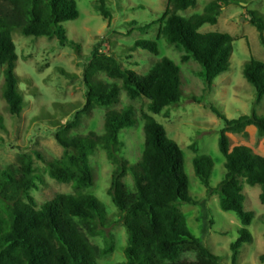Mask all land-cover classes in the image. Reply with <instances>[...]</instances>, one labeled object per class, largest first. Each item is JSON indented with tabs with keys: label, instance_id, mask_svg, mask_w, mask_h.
<instances>
[{
	"label": "trees",
	"instance_id": "1",
	"mask_svg": "<svg viewBox=\"0 0 264 264\" xmlns=\"http://www.w3.org/2000/svg\"><path fill=\"white\" fill-rule=\"evenodd\" d=\"M96 2L103 18L109 21L111 15L105 0ZM233 2L209 0L201 13L185 19L179 12L195 8L198 0H168L157 38L136 40L131 51L141 49L159 55V40L163 39L183 53V63L190 60L198 63L200 76L209 91L214 80L231 66L234 39L225 33H200L199 30L206 24H217L222 10ZM78 17L74 0H0V67L4 68L5 78L2 96L11 116L20 117L25 108L20 79L15 72L18 55L12 32L19 31L26 37H55L60 46H73L78 51L79 45L68 39L64 27V23ZM247 17L264 46V15L248 10ZM99 75L112 82L100 79ZM243 76L255 92L250 114L229 121L218 107L207 106L225 121L218 139L225 159L223 180L214 188L210 186L214 167L211 156L196 154L192 160L196 177L209 194L218 195L221 210L234 212L241 222L238 237L231 244L232 264H237L240 250L253 240L246 228L252 223L253 214L245 209L241 179L249 186L261 187L259 199L264 204V156L254 154L244 145L231 149L229 144L228 133L242 134L251 126L259 135H264V115L255 110L264 98V63L251 58L244 65ZM83 80L85 106L73 121L62 125L55 133L64 150L62 159L49 161L35 153L46 165L49 177L71 184L74 193L59 194L38 207L30 195V190L36 189V182L40 180L31 153L19 155L17 170L0 169V197L9 203L5 214H0V264H97L114 252L113 236L100 229V226L106 228L104 205L84 193L95 185L90 158L98 149L105 152L113 166L108 194L127 234L125 259L118 264H224L187 226L179 207L198 205V202L188 195L184 154L151 114L141 113L144 143L137 163H130L122 156L124 143L120 140L123 130L137 124L132 106L107 111L101 134L91 131L70 136L71 131L79 127L82 115H90L96 108L117 105L121 91L130 100H147L152 114H160L176 105L183 96L179 66L168 57H162L145 75H137L123 68L113 53H104L96 47L85 67ZM192 149L198 152L197 146L193 145ZM127 175L132 177L133 191L123 182ZM98 236L104 239L103 247L90 242L91 237ZM184 254H192L194 260L183 261Z\"/></svg>",
	"mask_w": 264,
	"mask_h": 264
},
{
	"label": "rangeland",
	"instance_id": "2",
	"mask_svg": "<svg viewBox=\"0 0 264 264\" xmlns=\"http://www.w3.org/2000/svg\"><path fill=\"white\" fill-rule=\"evenodd\" d=\"M79 17L64 23L67 37L79 45L62 47L58 40L46 37L23 36L12 32V39L18 55L15 70L20 79L19 89L25 101L20 117H13L3 99L4 68L0 67V169L19 168L21 153H31L36 174L40 180L37 188L30 190L38 207L59 194L74 193L71 184L60 183L49 177L46 165L35 153L46 160H61L63 147L55 138L56 131L75 119L86 103V87L83 73L98 47L104 53H113L121 66L133 70L137 75H145L155 62L168 57L182 73L183 96L179 103L164 109L160 114L148 111L147 100H130L121 91L119 103L109 108H96L90 115H82L79 127L71 131L75 134L104 131L105 114L109 110H119L125 106L134 108L137 124L123 130L120 140L124 143L122 156L130 163L140 161L143 152L144 132L142 111L151 114L161 124L167 137L175 141L184 154V170L188 180V195L198 205L183 204L179 207L184 214L189 230L199 238L224 264L231 263V244L237 239L242 227L234 212L221 210L216 193L209 194L196 177L192 160L196 154L212 157L214 167L210 186L216 187L225 176V159L218 147L220 133L225 121L218 118L207 106L218 107L229 121L236 120L252 111L255 97L254 88L243 76L244 65L251 59L264 63V46L259 32L248 20L247 11L254 10L264 15V0H234L222 10L218 23L206 24L199 32L225 33L233 37L231 66L214 80L207 91L200 76L201 67L194 60L181 61L182 52L159 40V55L138 49L131 51L136 40H155L162 24V14L168 0H105L110 20H105L98 10L96 0H74ZM209 0H198L195 8L179 12L188 19L201 13ZM100 44V46H99ZM100 79L110 81L104 75ZM120 84L119 81H114ZM256 112L264 115V98ZM230 148L244 145L254 154L264 156V135L258 134L251 126L242 134L228 133ZM197 146L194 153L192 146ZM94 171L95 185L84 191L96 197L105 207V226L100 229L113 236L114 252L97 261V264H118L124 261L127 234L121 216L108 194L113 166L106 154L98 149L90 158ZM123 182L130 191L134 190L132 177L127 175ZM245 195V209L253 214L252 223L246 228L253 237L252 243L240 250L237 264H264V204L260 202L261 187L249 186L241 179ZM25 200L24 197H22ZM9 203L0 197V214L4 215ZM90 242L104 246L102 237L90 238ZM183 261H192V254H184Z\"/></svg>",
	"mask_w": 264,
	"mask_h": 264
}]
</instances>
